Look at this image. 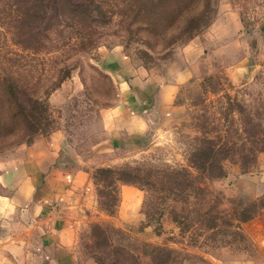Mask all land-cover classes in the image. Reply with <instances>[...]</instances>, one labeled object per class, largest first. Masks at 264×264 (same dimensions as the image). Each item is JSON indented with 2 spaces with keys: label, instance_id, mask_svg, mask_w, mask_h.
<instances>
[{
  "label": "rangeland",
  "instance_id": "obj_1",
  "mask_svg": "<svg viewBox=\"0 0 264 264\" xmlns=\"http://www.w3.org/2000/svg\"><path fill=\"white\" fill-rule=\"evenodd\" d=\"M210 15L209 24L191 39L179 41L168 52L147 59L138 54L137 49L142 48L139 43L125 44L119 38L115 23L100 20L94 24L97 32L93 42L85 43L86 48L73 55L75 65L70 74L47 96L51 121L36 135L64 130L67 141L64 154L77 155L78 161H86L93 182L98 210L79 238L81 254L92 264H98L97 259L101 264H264L262 250L246 229L247 222L264 213V194L253 197L251 193L253 190L260 193L264 182L254 183L250 191L237 183L241 174L260 170L261 154L259 158V153L253 156L247 165L241 164L238 155L230 154L223 162L222 176L198 175L195 183L199 189L189 193L186 202L183 198L186 194L179 190L159 191L145 185L139 188L132 185L138 194L126 192V199H122L121 183H114L115 174L108 176L99 170L124 169L140 183L153 181L167 170L185 168L195 174L197 171L190 169L189 159L200 139L229 140L240 145L248 137L238 131L246 115L252 122H259L264 132L263 62L243 85L231 84L226 75L227 66L239 61L242 55H249L254 65L263 60L264 0H212ZM3 16L0 13L1 31ZM218 16L221 21L214 27L215 32L229 34L231 38L235 34L232 31L235 18L240 23L236 34L241 33L243 41L235 38L210 41L206 58L195 63L194 75L176 90L174 106L180 110L170 113L165 106L155 107L152 103L148 111L151 128L129 143L109 148L101 112L123 103L117 94L129 91L124 81V88H119L118 74H127L126 66H140L151 68L152 79H159L165 68L166 71L173 68L174 65L164 67L173 52L182 53L191 40L199 45ZM7 35L9 47L16 51L17 45L12 43L9 32ZM68 35L66 31L65 36ZM63 40L56 37L54 45L62 47ZM49 47L52 49L49 56L59 55V48L54 49L53 44ZM119 55L126 57L124 63L118 59ZM114 69L115 80L108 74ZM151 89L149 93L141 91L142 95L134 94L133 89L130 96L148 105L155 91ZM239 107L245 113L239 112ZM24 143L28 142L0 150V161H5ZM3 192L0 180V195Z\"/></svg>",
  "mask_w": 264,
  "mask_h": 264
},
{
  "label": "trees",
  "instance_id": "obj_2",
  "mask_svg": "<svg viewBox=\"0 0 264 264\" xmlns=\"http://www.w3.org/2000/svg\"><path fill=\"white\" fill-rule=\"evenodd\" d=\"M211 9L212 0H0V13H4L3 31L0 30V150L30 142L49 125L47 96L70 74L75 65L73 55L86 48L85 43L93 42L96 22L115 23L119 38L125 44L139 43L142 48L137 52L147 59L191 39L209 24ZM66 31L70 33L68 37ZM7 32L17 45L16 51L9 47ZM56 37L64 38L62 47L54 45ZM52 44L60 50L54 57L49 56ZM244 111L239 107V112ZM250 119L246 115L238 130L248 135L240 145L229 140L200 139L189 159L195 174L185 168L167 170L155 181L140 183L124 169L99 170L108 176L115 174L114 183L179 190L186 194V202V196L199 189L195 183L198 175L222 176L223 162L230 154L238 155L244 165L264 151L261 124ZM194 211L198 214V210Z\"/></svg>",
  "mask_w": 264,
  "mask_h": 264
},
{
  "label": "crops",
  "instance_id": "obj_3",
  "mask_svg": "<svg viewBox=\"0 0 264 264\" xmlns=\"http://www.w3.org/2000/svg\"><path fill=\"white\" fill-rule=\"evenodd\" d=\"M233 19L232 31L235 34L231 38L229 34L215 32L214 27L221 21L218 16L210 24L209 31L203 34L199 45L191 40L182 53L173 52L164 65H174L173 68L169 71L165 68L159 79H152L151 68L140 66H126L129 76L122 73L121 76L118 74V78L117 75L119 88H124L125 83L129 91L122 94L119 91L118 99L121 96L123 103L101 112L109 148L117 143H129L151 128L152 118L148 111L152 103L155 107L165 106L170 113L180 110V107L174 106L176 90L194 75L195 63L199 64L206 58L205 54L211 48L208 46L210 41L226 42L233 38L243 41L240 39L242 34H236L240 31V23ZM246 48L243 47L244 50ZM205 50L208 51L205 53ZM242 56L226 69L227 78L233 85L245 84L252 79L262 62L264 64V51L261 52L263 60H259L258 65L250 63L249 55ZM120 58L124 63L126 57L119 55ZM116 72L115 69L108 71L113 80ZM151 87L155 91L148 105L130 96L132 92L137 95H142L141 91L149 93ZM134 106L136 108L133 109ZM66 142L65 131L55 129L47 134L35 135L30 142L18 145L5 161H0V180L4 188L0 195V264H92L83 258L79 238L82 230L94 219L98 201L87 162L78 161L77 155L75 157L68 152V156L65 155ZM260 154L263 157L260 170L247 171L237 179L246 191L253 189L251 185L258 181L264 182V151L259 153L258 158ZM133 186L119 185L122 199H126V192L138 194ZM251 193L253 197L261 195L264 189L258 194H255L256 190ZM246 194L249 195L248 192ZM246 224L247 232L264 254V213Z\"/></svg>",
  "mask_w": 264,
  "mask_h": 264
}]
</instances>
